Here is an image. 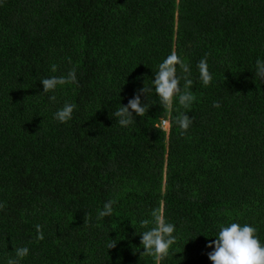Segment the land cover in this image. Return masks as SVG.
I'll return each mask as SVG.
<instances>
[{
    "label": "trees",
    "instance_id": "1",
    "mask_svg": "<svg viewBox=\"0 0 264 264\" xmlns=\"http://www.w3.org/2000/svg\"><path fill=\"white\" fill-rule=\"evenodd\" d=\"M172 51L189 68L191 104L165 110L153 91L120 126L112 113ZM258 58L264 0H0V264L14 246L31 249L22 264H213L208 244L233 222L264 241ZM73 69L76 81L42 93L43 78ZM65 103L76 107L60 123ZM106 201L114 211L99 217ZM154 213L176 225L161 261L139 247Z\"/></svg>",
    "mask_w": 264,
    "mask_h": 264
},
{
    "label": "clouds",
    "instance_id": "2",
    "mask_svg": "<svg viewBox=\"0 0 264 264\" xmlns=\"http://www.w3.org/2000/svg\"><path fill=\"white\" fill-rule=\"evenodd\" d=\"M178 65L182 69V74H178ZM198 69L200 80L204 86H208L212 81V74L206 57L200 60ZM188 72L189 68L184 66L178 54L172 51L159 63L155 79H152V85L145 84L127 105L115 109L112 115L116 118L117 123L122 127L132 125L136 121L135 116L141 117L145 112L149 104V94L153 91L158 97L159 104L165 110L173 107L177 97L180 105L188 107L194 99L191 92L186 90L193 83L187 75H184ZM255 75L264 79V59L262 58H258L256 61ZM76 80L75 69L70 71L67 77H45L41 80L44 86L42 93H52L57 90L58 85ZM181 80L184 81L183 88ZM142 95L147 97L148 103L142 101ZM49 99L55 102L56 96L50 95ZM214 106L220 107L219 102H216ZM75 107L72 103H65L54 113V118L60 123H67L72 119ZM162 123L163 125L168 124L170 127L169 121L164 120ZM191 123L192 120L187 114L182 119L176 120V124L183 132L189 130ZM3 208L4 204L0 203V209ZM113 211V202L106 201L103 209L98 212V216L108 217L112 215ZM153 216V220L144 219L141 221L142 227H146L150 223H153L154 226L141 232L137 231L141 236L139 247L144 249L142 255H151L156 261H161L168 256L170 247L177 239L176 225L168 221L162 214L154 213ZM215 237V241H210L208 244L209 248H213L214 245V250L208 253L213 264H264V241H261L257 229L253 225L233 222L230 225L222 226ZM37 238L41 240L44 238L43 232L39 228ZM116 244H110L109 249L114 248ZM13 252L14 255L7 259V264H22L24 258L30 255L31 249L28 246H14Z\"/></svg>",
    "mask_w": 264,
    "mask_h": 264
},
{
    "label": "rangeland",
    "instance_id": "3",
    "mask_svg": "<svg viewBox=\"0 0 264 264\" xmlns=\"http://www.w3.org/2000/svg\"><path fill=\"white\" fill-rule=\"evenodd\" d=\"M164 127L166 128V130L169 129V125L168 124H165Z\"/></svg>",
    "mask_w": 264,
    "mask_h": 264
}]
</instances>
